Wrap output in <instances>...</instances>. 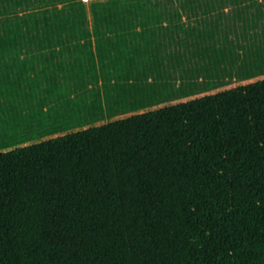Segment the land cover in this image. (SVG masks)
Here are the masks:
<instances>
[{
  "label": "trees",
  "instance_id": "trees-1",
  "mask_svg": "<svg viewBox=\"0 0 264 264\" xmlns=\"http://www.w3.org/2000/svg\"><path fill=\"white\" fill-rule=\"evenodd\" d=\"M36 64L93 118L0 134V264H264V79L222 90L264 77V0H0V95Z\"/></svg>",
  "mask_w": 264,
  "mask_h": 264
},
{
  "label": "crops",
  "instance_id": "crops-1",
  "mask_svg": "<svg viewBox=\"0 0 264 264\" xmlns=\"http://www.w3.org/2000/svg\"><path fill=\"white\" fill-rule=\"evenodd\" d=\"M18 68L4 74L6 83L1 91L4 94L0 95V128L4 129L1 135L17 136L28 144L39 140L33 139L36 135L52 139L78 127L91 126L93 117L86 115L85 102L71 92V72L55 64H36L35 70L24 65Z\"/></svg>",
  "mask_w": 264,
  "mask_h": 264
},
{
  "label": "rangeland",
  "instance_id": "rangeland-1",
  "mask_svg": "<svg viewBox=\"0 0 264 264\" xmlns=\"http://www.w3.org/2000/svg\"><path fill=\"white\" fill-rule=\"evenodd\" d=\"M86 1H89V0H86ZM263 79H264V77H260V78L254 79V80H252V81H249V82L235 83V84H233V85H231V86H229V87H227V88H224V89H222V90L232 89V88H235V87H238V86H244V85H246V84H249V83H252V82H255V81H259V80H263ZM222 90H217V91H214V92H212V93H216V92H219V91H222ZM185 101H187V100H181V101H179V102H174V103H170V104L162 105V106H160V107H164V106H168V105H173V104H177V103L185 102ZM153 109H157V108H153ZM130 115H132V114H130ZM130 115H127V116H119V117H117V118H115V119H113V120L124 119V118H126V117H128V116H130ZM110 121H112V120H110V119H105L103 122H97V123L93 124L92 126H94V127H98V126H101V125H103V124H108ZM88 127H90V126H86L85 128H88ZM76 131H78V129H76L75 131H72V132H76ZM72 132H69V133H72ZM33 139H34V140L39 139V140H37L36 142H35V141H34V142H29L27 145L32 144V143H38V142L46 141V140H49L50 138H42L41 136L39 137V136L36 135Z\"/></svg>",
  "mask_w": 264,
  "mask_h": 264
}]
</instances>
